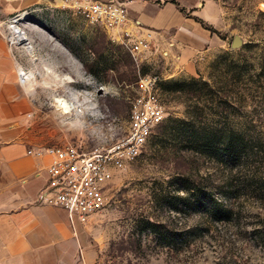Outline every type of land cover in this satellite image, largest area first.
I'll return each instance as SVG.
<instances>
[{"label":"rangeland","instance_id":"1","mask_svg":"<svg viewBox=\"0 0 264 264\" xmlns=\"http://www.w3.org/2000/svg\"><path fill=\"white\" fill-rule=\"evenodd\" d=\"M214 1L215 23L202 26L213 40L185 63L169 31L145 35L150 48L133 55L119 30L88 24L56 0H0L5 38L10 20L28 14L17 25L32 54L8 41L7 53L16 74L36 73L33 90L24 87L36 104L35 136L50 145L117 138L139 78H164L163 123L139 158L113 172L106 207L81 226L97 264H264V0ZM68 96L87 97L96 119L59 114L54 97ZM230 142L235 153L222 154ZM200 188L226 200L237 221L187 208Z\"/></svg>","mask_w":264,"mask_h":264},{"label":"crops","instance_id":"2","mask_svg":"<svg viewBox=\"0 0 264 264\" xmlns=\"http://www.w3.org/2000/svg\"><path fill=\"white\" fill-rule=\"evenodd\" d=\"M28 1L20 0L21 7ZM122 1L126 29L136 37L169 31L185 63L213 40L202 26L215 23L214 0ZM35 106L8 56L0 26V264H97V251L83 241L84 225L73 232L63 209L38 199L49 159L27 151L56 144L35 136Z\"/></svg>","mask_w":264,"mask_h":264},{"label":"built area","instance_id":"3","mask_svg":"<svg viewBox=\"0 0 264 264\" xmlns=\"http://www.w3.org/2000/svg\"><path fill=\"white\" fill-rule=\"evenodd\" d=\"M56 1L63 9L74 12L88 24L119 30L120 43L133 55L150 48L147 38L136 37L126 29L128 14L126 3L122 0ZM9 33L6 39L14 44ZM17 74L21 80L24 79L19 71ZM163 80L156 75L139 78L138 92L130 100L127 125L117 138L102 140L92 146L67 142L27 151L28 155L49 159L45 169L47 183L38 199L44 204L63 209L73 232H76L77 225L88 224L93 216L104 210L106 191L113 172L124 169L139 158L154 131L163 123L165 112L159 95V85ZM83 92L86 93V90ZM73 98L82 108V116L96 119L97 113L91 110V101L87 97L80 103L73 96H68L66 100Z\"/></svg>","mask_w":264,"mask_h":264},{"label":"bare ground","instance_id":"4","mask_svg":"<svg viewBox=\"0 0 264 264\" xmlns=\"http://www.w3.org/2000/svg\"><path fill=\"white\" fill-rule=\"evenodd\" d=\"M27 12H21L19 13L14 19L12 18L9 22L8 28L9 32L12 34V40L14 41V44L17 46H20L24 48L28 53L32 54L33 52V46L31 45V42L29 40V37L27 33L22 30L17 24L18 22L26 21L27 20ZM19 73L23 76L24 79H22V83L28 90H33V80L36 76V73L31 72L29 74L20 71ZM46 73H50L52 75V80L57 81L61 79L53 70L50 68L45 67ZM66 79L71 80L69 76H66ZM64 81V80H63ZM60 82V81H59ZM62 82V81H61ZM63 83V82H62ZM42 84L44 85H50L51 82L49 81H42ZM74 99V100H73ZM71 100H66L61 97H54L56 106L60 109L59 114H65L67 116L69 115H81L80 112L83 111L82 108H79L78 105L75 103V98ZM80 109V111H79ZM75 122H79V119L76 118Z\"/></svg>","mask_w":264,"mask_h":264},{"label":"trees","instance_id":"5","mask_svg":"<svg viewBox=\"0 0 264 264\" xmlns=\"http://www.w3.org/2000/svg\"><path fill=\"white\" fill-rule=\"evenodd\" d=\"M171 92L176 93L177 89L173 88ZM221 146L220 151L222 154H232L236 151L231 142L222 144ZM188 200L186 203L187 208L190 209L200 206L202 213L211 221L227 226H231L237 221L232 206H228L226 200L221 198L215 191L200 188L198 189L196 200H193V202H191V199ZM258 238L260 240L264 239L262 235L258 236Z\"/></svg>","mask_w":264,"mask_h":264},{"label":"water","instance_id":"6","mask_svg":"<svg viewBox=\"0 0 264 264\" xmlns=\"http://www.w3.org/2000/svg\"><path fill=\"white\" fill-rule=\"evenodd\" d=\"M239 45V41L238 40H235L234 43H233V47H236Z\"/></svg>","mask_w":264,"mask_h":264}]
</instances>
